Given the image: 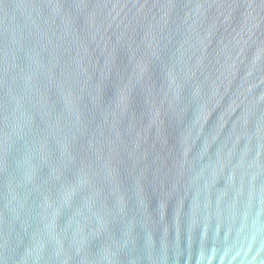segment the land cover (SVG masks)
<instances>
[{
    "label": "water",
    "instance_id": "water-1",
    "mask_svg": "<svg viewBox=\"0 0 264 264\" xmlns=\"http://www.w3.org/2000/svg\"><path fill=\"white\" fill-rule=\"evenodd\" d=\"M0 264H264V0H0Z\"/></svg>",
    "mask_w": 264,
    "mask_h": 264
}]
</instances>
